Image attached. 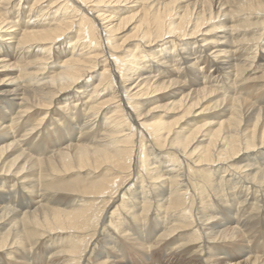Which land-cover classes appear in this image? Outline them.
Segmentation results:
<instances>
[{"label": "bare ground", "instance_id": "obj_1", "mask_svg": "<svg viewBox=\"0 0 264 264\" xmlns=\"http://www.w3.org/2000/svg\"><path fill=\"white\" fill-rule=\"evenodd\" d=\"M262 37L264 0H0V264H264Z\"/></svg>", "mask_w": 264, "mask_h": 264}, {"label": "rangeland", "instance_id": "obj_2", "mask_svg": "<svg viewBox=\"0 0 264 264\" xmlns=\"http://www.w3.org/2000/svg\"><path fill=\"white\" fill-rule=\"evenodd\" d=\"M252 21L259 22V21L256 20V19H252ZM99 34H102V36H103V32H102V30H101V32L99 31ZM234 38H235V37H234ZM262 39L264 40V37H262V38L260 39L261 41H260V40L257 41V45H258L259 48H261V49L264 48V41H263ZM103 42H104V41H103ZM259 42H260V43H259ZM261 42H262V43H261ZM260 44H262V45H260ZM90 45L92 46V45H93V42H92ZM255 45H256V43H255ZM243 54H244V53H243ZM260 63H261V62H260ZM261 64H264V61H262ZM253 67H254V66H251L250 69H253ZM258 68H259V67H258ZM258 68H255V67H254V70H256V71L252 70V71H253L252 74L254 73L255 75H258L259 73H261V72L264 70V69H263L264 66L261 68L262 70H261L260 68H259V69H260V70H259ZM257 69H258V70H257ZM247 73H249V72H247ZM247 73H246V74H247ZM220 80L222 81L223 79L220 78ZM219 84H220V83H219ZM254 97H256V96H253V98H254ZM261 97H263V98H261ZM261 97L258 98L257 100H258V101H262V102H264V92H263V95H262V93H261ZM259 99H260V100H259ZM262 99H263V100H262ZM116 181H119V179L117 178ZM115 187H116V186H115V184H114L113 188H114L115 190H114V189H113V190H114V191H117V190H118V189H117L118 186H117L116 188H115ZM107 199H108V195H107V198H105V201H106ZM96 200H97V202L95 203V204H96V207H95V208H97V209H96L97 217H96V218L93 217V219H92V221H91L92 223H95V221H97V220L99 219V215H100V213L102 212L101 210L104 208V202H99V199H97V198H96ZM22 201H23V200H22ZM22 201H19V200H18L17 204H18V205H22ZM14 206H15V205H14ZM90 228H93V225H92V224L90 225ZM81 238H82V237H81ZM82 242H83V241H82ZM253 243H254V242H253ZM83 245H84V242H83ZM149 261H150V260H149ZM150 262H151V261H150ZM34 264H35V263H34ZM157 264H158V263H157Z\"/></svg>", "mask_w": 264, "mask_h": 264}]
</instances>
